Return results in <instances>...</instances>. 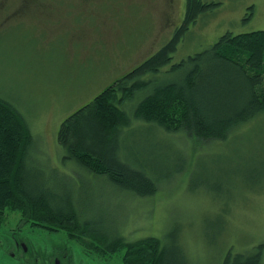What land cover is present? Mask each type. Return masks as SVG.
I'll return each mask as SVG.
<instances>
[{
	"label": "rangeland",
	"instance_id": "obj_1",
	"mask_svg": "<svg viewBox=\"0 0 264 264\" xmlns=\"http://www.w3.org/2000/svg\"><path fill=\"white\" fill-rule=\"evenodd\" d=\"M203 1L217 5L190 26L172 62L227 32L264 30V0ZM185 14L186 0H0V96L29 123L30 168L72 194L80 208L87 202L102 231L126 243L149 236L167 243L176 230L192 264H221L228 251L264 245V121L249 122L221 141L134 121L124 137L128 156L161 173L187 164L151 197L115 190L65 159L58 142L62 122L156 53ZM12 231H21L29 244L31 264L36 255L65 249L77 264L122 263L123 254L100 255L90 247L98 242L94 236L52 232L8 209L0 224V264H29L10 255Z\"/></svg>",
	"mask_w": 264,
	"mask_h": 264
},
{
	"label": "trees",
	"instance_id": "obj_2",
	"mask_svg": "<svg viewBox=\"0 0 264 264\" xmlns=\"http://www.w3.org/2000/svg\"><path fill=\"white\" fill-rule=\"evenodd\" d=\"M216 5L186 0L183 24L167 43L62 122L58 142L65 159L105 178L115 190L151 197L187 164L161 173L128 156L124 137L134 121L210 141L227 140L241 126L264 121V30L227 32L203 51L172 62L190 26ZM32 141L24 115L0 96V224L10 209L52 232L64 230L75 239L94 236L98 242L90 247L100 255L123 254L121 264H192L176 230L167 243L157 236L126 243L102 231L87 202L80 208L72 194L59 192L30 168ZM263 248L228 251L221 264H264Z\"/></svg>",
	"mask_w": 264,
	"mask_h": 264
},
{
	"label": "flooded vegetation",
	"instance_id": "obj_3",
	"mask_svg": "<svg viewBox=\"0 0 264 264\" xmlns=\"http://www.w3.org/2000/svg\"><path fill=\"white\" fill-rule=\"evenodd\" d=\"M21 231H12V234L8 237V245L10 251V255L15 259H21L25 263L31 264V252L30 246L27 244L26 240L18 235ZM2 245V243H0ZM56 262L60 264H77L71 257L69 251L67 249L61 251L56 250L55 252L51 251L46 258H43L40 255H36L35 264H55Z\"/></svg>",
	"mask_w": 264,
	"mask_h": 264
},
{
	"label": "water",
	"instance_id": "obj_4",
	"mask_svg": "<svg viewBox=\"0 0 264 264\" xmlns=\"http://www.w3.org/2000/svg\"><path fill=\"white\" fill-rule=\"evenodd\" d=\"M55 264H60V263L56 262Z\"/></svg>",
	"mask_w": 264,
	"mask_h": 264
}]
</instances>
